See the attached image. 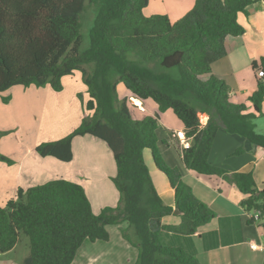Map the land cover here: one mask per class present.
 Masks as SVG:
<instances>
[{
  "label": "trees",
  "instance_id": "1",
  "mask_svg": "<svg viewBox=\"0 0 264 264\" xmlns=\"http://www.w3.org/2000/svg\"><path fill=\"white\" fill-rule=\"evenodd\" d=\"M264 1V0H263ZM149 0H0V94L21 86L62 90V78L79 72L86 87L87 116L65 137L35 147L38 156L72 161V140L91 136L111 151L119 194L116 207L95 215L82 186L55 179L26 190L0 206V255L13 251L23 235L28 254L21 264H72L85 240L108 241L107 226L128 224L122 238L138 251L134 264H198L181 249L160 243L162 231L190 236L214 213L183 183L177 168L161 160L157 116L134 119L129 98L152 101L160 113L171 111L190 141L182 150L183 166L197 175L218 177L247 196L248 214L264 218V188L252 173H229L208 157L218 130L264 149V133L255 119L264 116V57L251 64L256 90L252 111L229 101V87L212 74V64L226 55L227 37L245 30L238 16L257 0H195L192 9L171 22L166 15L144 16ZM94 7L88 46L81 51L80 17ZM207 76L206 80L201 77ZM121 85L128 97L120 99ZM135 108V106L133 107ZM200 115L207 116L203 126ZM3 133H0L2 135ZM150 150L158 171L174 192V208L164 205L144 161ZM0 160L12 161L0 155ZM178 212V225H162ZM249 224L254 219L249 218Z\"/></svg>",
  "mask_w": 264,
  "mask_h": 264
},
{
  "label": "crops",
  "instance_id": "2",
  "mask_svg": "<svg viewBox=\"0 0 264 264\" xmlns=\"http://www.w3.org/2000/svg\"><path fill=\"white\" fill-rule=\"evenodd\" d=\"M194 3L195 0H149L148 6L143 9V14L144 16L166 15L171 22H175L186 15ZM247 11V16H238L239 24L244 27V34L226 38V55L212 64V74L229 87L230 103L244 105L247 112H251L252 104L249 98L256 90L257 79L251 64L264 57V1L257 0L248 7ZM75 74L76 72L62 78L60 92H54L45 86L29 87L24 91L16 89L13 93L17 95L15 98L12 94L9 97L2 96L4 94L2 93L0 105L6 111L0 119L3 123L9 120L8 109L11 107L10 116L13 124L10 128L0 126V133L8 136L11 134L10 142H15L17 134L23 129L20 126L21 122L34 123L39 120L32 107L33 100L39 101L42 94L48 95L51 99L58 98L59 94L65 93L64 85L69 80L66 78H71V83L80 81L81 76L75 77ZM201 79L206 80L207 76ZM117 91L120 99L128 97L123 86L119 85ZM78 94L81 95V99L78 98ZM70 96V102L68 100L65 103H57L53 100L51 114H56L58 118L64 115L71 116L63 126L62 130L65 132L61 136L58 134L62 130L50 140L36 142L22 151L0 150L6 159L12 161L11 165L0 162V206L9 199H14L18 189L26 190L59 178L82 186L95 215L106 207L118 205L119 194L111 181L116 168L111 151L104 142L91 136L74 138L72 161L69 163L51 157L42 158L35 152V147L40 143L56 141L68 135L80 124L82 118L87 116L84 110V103L87 100L85 87L81 85L80 90ZM137 101L138 105H135L137 107L133 108L136 109L133 114L134 119H142L146 115L157 116L159 139L167 143L158 145V150L159 148L162 150L165 158V165L179 169L183 183L191 189L194 197L214 213V218L193 235L162 231L159 236L160 243L168 248L181 249L192 256L198 264H264V223L258 221L249 224L251 214L246 213L240 205L247 196L222 178L197 175L187 170L182 164L181 155L182 150L189 147L190 141L185 138L180 121L172 116L169 110L160 113L158 107L150 100ZM262 108L264 111V102ZM60 111L63 114H60ZM206 122L207 117H204L201 124L204 126ZM17 144L20 142L17 141ZM145 151H143L144 161L160 198L164 205L174 208V192L168 180L155 167L151 151L149 150L147 155ZM208 161L212 166L222 168L229 173L250 172L256 187L259 190L264 188V149L252 146L238 135H230L222 129L218 130ZM180 222L181 218L174 212L161 221L162 225L167 226H176ZM127 226L126 222L107 226L108 241L85 240L77 250L72 264H134L138 251L121 235V231ZM11 252L0 255V264L22 263L16 262V259L10 256Z\"/></svg>",
  "mask_w": 264,
  "mask_h": 264
},
{
  "label": "rangeland",
  "instance_id": "3",
  "mask_svg": "<svg viewBox=\"0 0 264 264\" xmlns=\"http://www.w3.org/2000/svg\"><path fill=\"white\" fill-rule=\"evenodd\" d=\"M94 13H95L94 7L92 5H89L86 3L84 10H83L81 17H80L81 35L83 37V43L81 46V51L85 50L88 46V34H89V30L92 26ZM78 73L79 72H76L75 77H78V75H80V73L79 74ZM66 79H69V80L64 85L65 93L59 94L60 96L58 98H54V96H53L54 99H51L48 97V95L42 94L39 101L33 100L32 107L34 109L35 115L39 118V120L37 122H34V123L33 122L25 123V121L21 122L20 126L23 129L20 133L17 134V139L15 142H10V139L12 137L11 134H9V136L5 135V134L0 135V140L3 138L2 143L0 145L1 151L11 152V151H22L23 149L25 150V149L33 146V144L36 142H42L44 140H50V138L53 135L58 134L62 130L63 126L71 118V116L64 115V116H61L60 118H58V116L56 114H51L53 112L51 110L52 105H53V100H55L57 103H65V101H68L69 99H71L70 95L72 93L80 90L81 85L83 87H85L84 84L82 83L81 79H80V81L78 80L75 83L70 82L71 78H66ZM16 89H20L21 91L25 90V88H23L21 86H17V87L12 88L8 92L4 93L2 96L5 95V96L9 97L11 94L14 95L13 93H14V90H16ZM32 89H35V88H32ZM20 90H17V91H20ZM85 90H86V87H85ZM16 96L17 95H14V98ZM78 98L81 99L80 94H78ZM130 98H132V97H130ZM130 98L128 99L129 104L134 107L135 105H133L131 103ZM30 100L32 102L31 98H30ZM68 102H70V100ZM133 107L130 108V112H131L132 116L136 111V109H133ZM135 107H137V106H135ZM4 111H6V110L3 108L2 105H0V117H2V118H3V112ZM10 112H11V107L8 109L9 120L7 122L3 123L2 120L0 119V126H5L2 128L12 127L13 120L11 119ZM59 113L63 114L61 111ZM172 116H174L173 113H172ZM204 117H207V116L206 115H200V121L201 122L204 120ZM254 122L256 124L257 133L263 134L264 133V117H260L258 119H255ZM32 131H34V132H32ZM64 132L65 131L62 130L58 134V136H61ZM17 141L20 142V144H17ZM17 146H20V147H17ZM149 152H150L149 150H146L145 155H147ZM159 153L162 156L161 160L163 162H165V158H164V156L162 154V150H160V148H159ZM0 155L4 156V154H2V153H0ZM147 160H148V157H147ZM0 162H2V161L0 160ZM5 164H7V163H5ZM148 164L150 165L149 162H148ZM168 168H171V167H168ZM27 254H28V239L25 236L21 235L18 245L16 246L14 251L11 252L10 256L13 257L14 259H16V262L21 263L23 258Z\"/></svg>",
  "mask_w": 264,
  "mask_h": 264
},
{
  "label": "built area",
  "instance_id": "4",
  "mask_svg": "<svg viewBox=\"0 0 264 264\" xmlns=\"http://www.w3.org/2000/svg\"><path fill=\"white\" fill-rule=\"evenodd\" d=\"M250 218H253L255 222L260 221V218H259V214L258 213H255V214L250 215ZM261 221L264 223V218ZM253 248H255V247H253Z\"/></svg>",
  "mask_w": 264,
  "mask_h": 264
},
{
  "label": "bare ground",
  "instance_id": "5",
  "mask_svg": "<svg viewBox=\"0 0 264 264\" xmlns=\"http://www.w3.org/2000/svg\"><path fill=\"white\" fill-rule=\"evenodd\" d=\"M130 101L134 105H138V101L135 98H130Z\"/></svg>",
  "mask_w": 264,
  "mask_h": 264
},
{
  "label": "water",
  "instance_id": "6",
  "mask_svg": "<svg viewBox=\"0 0 264 264\" xmlns=\"http://www.w3.org/2000/svg\"><path fill=\"white\" fill-rule=\"evenodd\" d=\"M175 214H178V212L174 211Z\"/></svg>",
  "mask_w": 264,
  "mask_h": 264
}]
</instances>
